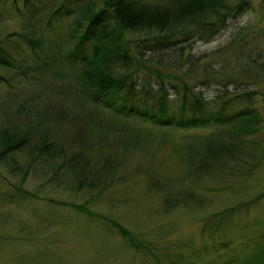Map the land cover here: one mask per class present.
Returning a JSON list of instances; mask_svg holds the SVG:
<instances>
[{
	"label": "rangeland",
	"instance_id": "obj_1",
	"mask_svg": "<svg viewBox=\"0 0 264 264\" xmlns=\"http://www.w3.org/2000/svg\"><path fill=\"white\" fill-rule=\"evenodd\" d=\"M24 1L0 0V34L3 30L6 35L22 31ZM31 1L41 9L38 16L42 20L38 24L42 22L45 25L41 30L45 41L40 46L41 50L45 48L51 56L56 44L68 47V38L64 37V33L75 16L66 8L59 9L64 0H48L53 1L49 5L47 0ZM80 1L67 0L66 5L75 7ZM241 1L231 0L230 3L236 6ZM249 1L213 38L207 41L199 38L189 43L192 46L190 54L197 60V65L186 64L190 68L173 70L178 72L179 79L166 81L170 105L177 117L182 107V82L189 83L197 91L204 87L200 84L203 78L213 76L219 82L218 85L211 82V87L204 88L207 95L216 96L219 90H241L240 94L255 92L251 98L252 105L264 124V0ZM57 9L52 17V11ZM7 47L21 56L28 52L27 44L17 39L7 41ZM173 51L165 57H174L175 62L177 52ZM6 71H1L6 77H16L15 72L11 71V74L8 71L6 74ZM22 78L15 79L19 81ZM27 82L13 81L12 85H0L2 125L6 124L7 110L13 115L24 98H37L51 113L54 112L55 119L58 114H64L63 122H46L43 132L58 136L59 140H53L62 143L67 151L75 155L83 150L86 153L97 150L94 144L96 138L90 133L86 136L88 111L82 105L81 96L76 92L79 87L75 83L71 84L72 93L64 96L54 90L62 84V78L48 68L33 70L29 84ZM223 84L226 87L221 86ZM240 101L236 102L235 108ZM135 105L137 109L144 107L145 103L136 101ZM142 121L153 130L158 147L141 146L135 154L128 156L119 175L105 173L95 176L90 183L94 184L90 191H75L70 185V188L63 185L56 187L52 184V173L41 163L36 164L24 184V188L37 198L28 197L15 187L23 178L12 175L8 163L0 161V264H169L168 256L176 264H196L186 259L190 257L188 253L200 248L207 252L214 249V242L222 249L229 247L227 255L222 252L226 257L218 249L219 257H225V261H229L227 264H240L244 255L264 243V198L257 201L264 194V126L257 135L250 137L257 145L253 152L254 165L246 166V169L241 166L238 172L219 173L215 167L202 166L197 162L189 168L184 161L191 136L205 135L218 124L194 129L161 127L155 122L148 124L150 121ZM134 123L135 120L133 126ZM105 139L103 137L100 142ZM113 143L111 138L105 152L121 157L123 151L120 148L115 150ZM19 158L24 163L29 161L24 155ZM250 159V156L246 157V162ZM64 174L60 184H68L70 173L64 171ZM168 186L173 188L172 193L165 191ZM188 197L192 198L191 205H179V202L189 200ZM171 199L176 205H171ZM55 203L86 204L102 218H89L68 206ZM215 215L222 220L220 224L217 218H213ZM104 217L127 227L145 247L151 249L152 254L144 248L136 251L113 237L110 227L102 223ZM237 234L241 237L234 239ZM158 251L162 252V262L155 257L154 253ZM203 260L197 264L225 262L211 255Z\"/></svg>",
	"mask_w": 264,
	"mask_h": 264
},
{
	"label": "trees",
	"instance_id": "obj_2",
	"mask_svg": "<svg viewBox=\"0 0 264 264\" xmlns=\"http://www.w3.org/2000/svg\"><path fill=\"white\" fill-rule=\"evenodd\" d=\"M230 1L81 0L72 7L66 5L67 0H64L59 9L66 8L75 16L68 25L67 33H64V37L68 38V47L56 44V48H52L54 54L50 56L45 48H40L45 42L41 31L45 25L42 22L38 24L42 20L38 16L41 9L35 2L25 0L22 31L6 35L3 30V34H0V85H12L13 81L23 84L28 81L29 84L30 73L37 69L42 71V68H48V71L51 70L62 78V84L54 87V90L63 95L69 96L73 91L71 84L75 83L79 87L76 92L81 96L82 105L88 111L86 124L89 128L86 136L90 133L96 138L94 144L97 145V150L91 153L83 150L76 155L67 151L62 143L53 140L58 139V136L43 132L46 122H63L64 114H58L55 119L54 112L51 113L44 107L43 102L36 98L37 95L36 100H31L33 97L24 98L13 115L10 110L6 111V124L0 123V161L8 163L12 175L23 178L15 187L24 195L37 198L24 188V184L32 170L42 163L52 173V184L56 187L70 185L75 191H90L94 186L90 183L95 176L105 173L110 176L119 175L128 156L135 154L141 146L158 147L156 135L142 120L150 121L148 124L155 122L161 127L194 129H206L207 125L216 123L218 127L213 131L191 136L184 157L189 168H193V164L197 162L202 166L215 167L219 173H231L233 170L238 172L241 166H251L257 145L250 137L257 135L264 126L258 110L252 105L251 98L255 92L240 94L241 90H219L216 96H209L204 88L211 87V82L217 85L219 82L213 76L203 78L200 84L204 87L197 91L189 83L182 82V107L177 117L173 114L166 87V81L179 79L178 72L173 70L183 71L190 68L189 65H197V60L190 54L191 40H210L227 25V21L236 12H241L250 2L243 0L234 6ZM51 2L53 1L47 0L46 4ZM59 9L52 11V17ZM12 39L27 44L28 52L25 56L7 47V41ZM172 49L177 52L175 62L174 57H165ZM36 62H39L37 67ZM2 70H7L6 74L8 71L11 74L15 72L16 77L23 78L19 81L16 77L11 79L12 75L6 77ZM221 86L226 87L225 84ZM238 100H241L240 104L235 108ZM136 101H143L145 106L136 109ZM103 137L106 139L100 142ZM111 138L113 148L123 151L121 157L105 152ZM21 155L27 156L29 161H21ZM248 156L251 159L246 162ZM64 171L70 173L68 184H60ZM46 173L47 171L45 175ZM165 191L172 193L173 188L168 186ZM262 198L264 194L257 201ZM188 199L179 202V205H191L192 198ZM171 203L176 205L172 199ZM55 204L68 206L89 218H102L86 204ZM217 217L215 215L213 218ZM102 221L103 225L110 227L111 235L122 240L125 245L136 251L143 248L151 251L123 224L105 217ZM217 221L219 224L222 222L218 218ZM239 237L241 236L237 234L234 239ZM212 247L214 249L208 247L207 252L204 248L192 250L188 253L190 257L186 259L197 264L211 255L216 260L225 261L229 247L222 249L215 242ZM258 247L244 255L240 264H264V243ZM218 249L222 255L225 251V257H219ZM154 254L160 260L162 252ZM152 257L154 260L155 257ZM167 258L169 264H176L171 261V256ZM228 262L226 260L224 264Z\"/></svg>",
	"mask_w": 264,
	"mask_h": 264
}]
</instances>
